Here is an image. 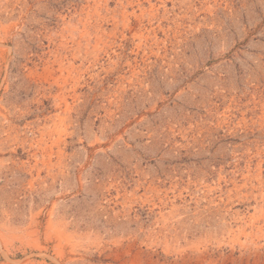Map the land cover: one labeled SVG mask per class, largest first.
Masks as SVG:
<instances>
[{
	"label": "rangeland",
	"instance_id": "1",
	"mask_svg": "<svg viewBox=\"0 0 264 264\" xmlns=\"http://www.w3.org/2000/svg\"><path fill=\"white\" fill-rule=\"evenodd\" d=\"M0 264H264V0H0Z\"/></svg>",
	"mask_w": 264,
	"mask_h": 264
}]
</instances>
